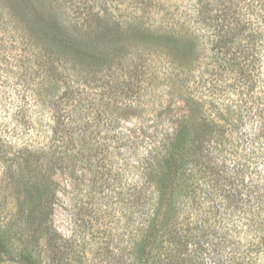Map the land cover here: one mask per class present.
Returning <instances> with one entry per match:
<instances>
[{
	"label": "trees",
	"instance_id": "1",
	"mask_svg": "<svg viewBox=\"0 0 264 264\" xmlns=\"http://www.w3.org/2000/svg\"><path fill=\"white\" fill-rule=\"evenodd\" d=\"M170 6L167 25L155 27L141 14L128 24L142 28L135 32L136 42L160 45L176 55L192 53L196 47L208 49L218 74L234 73L258 94L264 63L260 55L264 0H196L183 11L177 4ZM75 15L74 22L57 15L32 16L37 29L30 34L39 41L38 51L32 53L39 71L37 103L51 124L45 132L31 127L35 125L29 115L31 95L12 97L9 123L0 136V264H90L89 254L74 250L55 227L56 173L72 171L75 164L68 155L72 144L68 126L71 113L87 100L88 83L80 78L101 74L98 70L114 64L117 51L130 41L106 36L103 30L98 32L103 41L98 42L89 20ZM127 72L130 79L136 77V70ZM256 99L251 97L248 111L254 115ZM213 124L183 119L163 133L141 163L136 192L140 225L132 264H205L214 254L225 264H264V182L258 179L248 188L225 176L228 158L240 165L242 153L256 162L258 155L242 141L234 146L213 141L212 148L208 143ZM61 132L65 137L53 141ZM235 215L239 222L247 221V236L235 231L237 240L232 229H224Z\"/></svg>",
	"mask_w": 264,
	"mask_h": 264
},
{
	"label": "rangeland",
	"instance_id": "2",
	"mask_svg": "<svg viewBox=\"0 0 264 264\" xmlns=\"http://www.w3.org/2000/svg\"><path fill=\"white\" fill-rule=\"evenodd\" d=\"M195 1L0 0L1 137L9 123L14 95H31L29 115L35 122L31 127L45 132L51 124L37 103L41 91L34 62L37 57L32 53L38 51L39 41L30 34L37 29L32 16L52 19L48 16L57 15L74 22L78 12L89 20L96 35L104 30L106 36H123L124 41L129 38L127 46L117 51L114 64L99 69L101 74L93 72L80 78L88 83L87 100L81 101L85 111L79 107L72 112L68 126L72 142L68 155L75 164L72 171L56 173L55 227L74 250L89 254L90 264H132L140 225L136 192L141 163L163 133L175 129L183 119L214 123L210 128L215 138L210 137L208 143L212 148L213 141H228L233 146L242 141L244 146H252L258 162L245 153L244 167L228 158L225 176L236 178L248 188L258 179L264 182V63L255 92L258 94H252L246 79L214 70L208 49L196 47L192 53L176 55L160 45H141L135 32L142 28L129 26L140 14L144 22L155 27L167 25L170 5L177 4L183 11ZM143 6L145 11L141 10ZM97 37L99 40H95L103 41ZM260 55L264 62V49ZM130 69L137 72L133 79L127 72ZM253 95L257 97L256 115L248 112ZM63 133L53 141L64 138ZM246 223L239 222L235 215L224 229H232L231 235L237 240L235 231L247 236ZM219 257L210 255L204 263L225 264Z\"/></svg>",
	"mask_w": 264,
	"mask_h": 264
}]
</instances>
